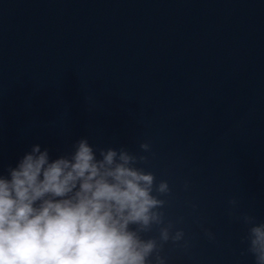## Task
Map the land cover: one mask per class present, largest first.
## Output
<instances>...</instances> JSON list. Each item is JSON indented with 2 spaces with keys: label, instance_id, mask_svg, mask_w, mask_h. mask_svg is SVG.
Listing matches in <instances>:
<instances>
[{
  "label": "water",
  "instance_id": "obj_1",
  "mask_svg": "<svg viewBox=\"0 0 264 264\" xmlns=\"http://www.w3.org/2000/svg\"><path fill=\"white\" fill-rule=\"evenodd\" d=\"M80 139L168 182L166 264H254L238 217L264 222V0H0V174Z\"/></svg>",
  "mask_w": 264,
  "mask_h": 264
},
{
  "label": "clouds",
  "instance_id": "obj_2",
  "mask_svg": "<svg viewBox=\"0 0 264 264\" xmlns=\"http://www.w3.org/2000/svg\"><path fill=\"white\" fill-rule=\"evenodd\" d=\"M99 155L87 139L54 160L36 144L0 174V264H166L164 245L184 239L165 223L160 197L170 195L168 182L138 167L146 157L126 148ZM238 219L247 228L246 252L264 264V222L247 213ZM154 226L158 238H145Z\"/></svg>",
  "mask_w": 264,
  "mask_h": 264
}]
</instances>
